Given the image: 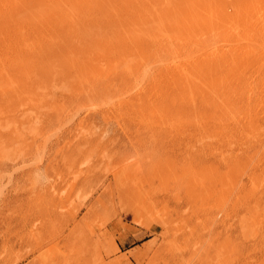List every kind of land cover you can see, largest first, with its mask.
Wrapping results in <instances>:
<instances>
[{"label": "rangeland", "instance_id": "obj_1", "mask_svg": "<svg viewBox=\"0 0 264 264\" xmlns=\"http://www.w3.org/2000/svg\"><path fill=\"white\" fill-rule=\"evenodd\" d=\"M29 2L0 0V264H264V0H122L123 28L66 1L52 29Z\"/></svg>", "mask_w": 264, "mask_h": 264}, {"label": "bare ground", "instance_id": "obj_2", "mask_svg": "<svg viewBox=\"0 0 264 264\" xmlns=\"http://www.w3.org/2000/svg\"><path fill=\"white\" fill-rule=\"evenodd\" d=\"M13 1V0H12ZM19 0H16V2H18ZM32 1V5H33V7H35V8H37V9H39V10H45L44 11V13L41 15V17L39 18V19H37L36 21H32V25H33V28H53V26H55V25H57V26H59V27H62L63 25L64 26H68L69 24H73V21H74V19H75V17H72V14H71V11H67V10H65L66 9V6L64 7V8H62V5L64 4V3H66V1H69L70 3L72 2V5L76 8V9H79L80 10V12H82V13H84V12H86V6L88 7L89 5L91 6L92 4V6H94V4H97V5H99L100 6V12L102 13H100L99 14V16L101 15V21L103 22V25L104 26H109V27H112L113 28V26H117L118 28H123L122 26H121V22L123 21V19H124V14L120 11V6H121V1L122 0H30V2ZM125 1H127V0H125ZM188 2V0H177V2H178V4H181L180 6H179V9L180 10H183L184 9V5H185V2ZM191 1H193V3L195 2V1H198V0H191ZM235 1V0H234ZM21 2V1H20ZM23 2V1H22ZM25 3H26V1H24ZM29 2V3H30ZM165 2V1H164ZM214 2V1H213ZM219 2V1H218ZM151 3V2H150ZM139 4V3H138ZM153 4V3H152ZM160 4V3H159ZM4 5H5V3H4ZM9 5H11V2H10V4ZM19 5V4H18ZM20 5H21V3H20ZM145 5V4H144ZM158 5V4H157ZM205 5V4H204ZM248 5H249V3H248ZM3 6V5H2ZM89 6V8L91 9V8H93L92 6L90 7ZM139 6V5H138ZM262 6H264V5H262ZM32 7V8H33ZM219 7V6H218ZM245 7V6H244ZM0 8H1V6H0ZM3 8H5V7H3ZM7 8V7H6ZM140 8H141V6H140ZM196 8H197V6H196ZM201 8H203V7H201ZM257 8V7H256ZM98 9V8H97ZM141 9H143V8H141ZM225 9V8H224ZM262 10H264V9H262ZM104 11V12H103ZM129 11V10H128ZM131 11H132V9H131ZM191 11H193V10H191ZM198 11H199V8H198ZM113 12V13H112ZM134 12V11H133ZM133 12H131V13H133ZM138 12H139V9H138ZM138 12H136V13H138ZM142 12V11H141ZM144 12V11H143ZM146 12V11H145ZM193 12H195V11H193ZM203 12V11H202ZM248 12H250V11H248ZM258 12V11H257ZM76 13H78V12H76ZM112 13V14H111ZM135 13V12H134ZM135 13V14H136ZM198 12H196V14H197ZM243 13V12H242ZM247 13V12H246ZM251 13V12H250ZM142 14V13H141ZM203 14V13H202ZM258 15H259V13H257ZM261 14V17H264V16H262V15H264V14H262V13H260ZM204 15V14H203ZM206 15V14H205ZM237 15V14H236ZM15 16V15H14ZM29 16V15H28ZM137 16H138V14H137ZM144 16V15H143ZM244 16V15H243ZM27 17V16H26ZM140 17H142V16H140ZM253 17V16H252ZM261 17H259V18H261ZM134 18V17H133ZM197 18V17H196ZM210 19V18H209ZM218 19V18H217ZM235 19V18H234ZM243 19L245 20V18L243 17ZM247 19V18H246ZM258 19V18H257ZM261 20H264V19H262L261 18ZM189 21V20H188ZM75 22V21H74ZM215 22V21H214ZM228 22V21H227ZM241 22V21H240ZM245 22V21H244ZM246 22H248L247 20H246ZM245 22V23H246ZM250 22V21H249ZM127 23H136V20H134V19H129V21H127ZM216 23H218V22H216ZM223 23V22H222ZM226 23V22H225ZM229 23V22H228ZM234 23V22H233ZM10 24V23H9ZM95 24V23H94ZM240 25H241V23H239ZM248 24V23H247ZM247 24H245L244 25V27L243 28H246L245 30H247V28L248 27H246V25ZM259 24V23H258ZM26 25V24H25ZM77 25V24H76ZM214 25H215V23H214ZM219 24H217V26H218ZM224 25V24H223ZM228 25V24H227ZM231 25V24H230ZM243 25V24H242ZM25 27V26H24ZM224 27V26H223ZM230 27V26H229ZM235 27H238V25H236ZM241 27V26H240ZM29 28V27H28ZM38 28V29H39ZM70 28V27H69ZM68 28V29H69ZM82 29H83V27H81ZM249 28H250V26H249ZM218 29V28H217ZM216 29V30H217ZM220 29H222V25L220 24ZM224 29V28H223ZM236 29V28H235ZM240 29V31H241V28H239ZM238 29V30H239ZM251 29V28H250ZM250 29H248V30H250ZM255 29V28H254ZM253 29V30H254ZM49 30V29H48ZM54 30V29H53ZM57 30V29H56ZM214 30V29H213ZM234 30V29H233ZM40 30H38L37 32H39ZM220 31V30H219ZM231 31V30H230ZM237 31V30H236ZM252 31V30H251ZM262 31V30H261ZM22 32V31H21ZM23 32H25V31H23ZM50 32V31H49ZM55 32V31H54ZM53 32V33H54ZM82 32V31H81ZM233 32V31H232ZM235 32V31H234ZM237 32H239V31H237ZM246 32V31H245ZM215 33H216V31H215ZM218 33V32H217ZM236 33V32H235ZM12 34V33H11ZM33 34H35V33H33ZM40 33H38L37 34V36L39 35ZM49 34V33H48ZM57 34V33H56ZM80 34V33H79ZM209 34V33H208ZM222 34V33H221ZM237 34H240V32L239 33H237ZM236 34V35H237ZM243 34V33H242ZM248 34V33H247ZM253 34H255V33H253ZM10 35V34H9ZM41 35V34H40ZM39 35V36H40ZM63 35V34H62ZM217 35V34H216ZM232 35V34H231ZM234 35V34H233ZM235 35V36H236ZM258 35V34H257ZM33 36V35H32ZM37 36H35V37H37ZM45 36H47V35H45ZM44 36V37H45ZM50 36V35H49ZM60 36V35H59ZM73 36V35H72ZM201 36H202V34H201ZM22 37V36H21ZM35 37H34V39H35ZM229 37V36H228ZM1 38V37H0ZM3 38V37H2ZM8 38V37H7ZM15 38V37H14ZM24 38H25V36H24ZM27 38V37H26ZM29 38V37H28ZM38 38V37H37ZM70 38V37H69ZM161 38V37H160ZM211 38V37H210ZM44 39V38H43ZM52 39V38H51ZM53 39H56L55 37L53 38ZM52 39V40H53ZM85 39V38H84ZM188 39V38H187ZM191 39V38H190ZM14 40V39H13ZM66 40V39H65ZM86 40V39H85ZM12 41V40H11ZM28 41H29V39H28ZM159 41V40H158ZM228 41V40H227ZM231 42L233 41H235V38H234V40L232 39V40H230ZM230 41H228L229 43H230ZM239 41V40H238ZM243 41H245V40H243ZM248 41V40H247ZM20 42H22V41H20ZM40 42H42V41H40ZM45 42V41H44ZM143 42V41H142ZM184 42H185V40H184ZM183 42V43H184ZM213 42V41H212ZM237 42V41H236ZM241 43H242V41H240ZM240 42H238V43H240ZM249 42H250V40H249ZM23 43H25V42H23ZM43 43V42H42ZM46 43V42H45ZM86 43H87V41H86ZM126 43H127V41H126ZM131 43V42H130ZM129 43V44H130ZM160 43H162V42H160ZM189 43V42H188ZM197 43V42H196ZM210 43V42H209ZM218 43V42H217ZM216 43V44H217ZM235 43V42H234ZM248 43V42H247ZM251 43L253 44V45H260L261 46V49L262 50H264V36H262V34H260L259 36H258V38H252L251 39ZM3 44V43H2ZM11 45H13L12 43H10ZM14 44H15V42H14ZM27 44V43H26ZM40 44V43H39ZM38 44V45H39ZM87 44H89V43H87ZM101 44H102V42H101ZM191 44V43H190ZM189 44V45H190ZM193 44V43H192ZM232 44V43H231ZM246 44V43H245ZM10 45V46H11ZM18 45H19V43H18ZM21 45V44H20ZM29 45V44H28ZM27 45V46H28ZM43 45V44H42ZM128 45V44H127ZM149 45V44H148ZM150 45H152L151 43H150ZM193 45H195V46H197V44H195V42H194V44ZM199 45V44H198ZM201 45H202V43H201ZM207 45V44H206ZM210 45H211V43H210ZM222 45V44H221ZM17 46V45H16ZM22 46V45H21ZM24 46H25V44H24ZM34 46V45H33ZM90 46H92V45H90ZM109 46V45H108ZM126 46V45H125ZM153 46V45H152ZM183 46V45H182ZM200 46V45H199ZM199 46H197V47H199ZM203 46H205V43H204V45ZM225 46V45H224ZM8 47V46H7ZM29 47V46H28ZM36 47V46H35ZM122 47V46H121ZM196 47V48H197ZM210 47H213V46H209V48ZM215 47V49H216V46H214ZM217 47H219V46H217ZM230 47V46H229ZM13 48H15V47H13ZM12 48V49H13ZM38 48V47H37ZM93 48L95 49V47L93 46ZM97 48V47H96ZM153 48V47H152ZM151 47L149 48V49H152ZM183 48V47H182ZM225 48V47H224ZM224 48H222V49H224ZM231 48V47H230ZM243 48H244V46H243ZM247 48V47H246ZM245 48V49H246ZM10 49V48H9ZM16 49V48H15ZM26 49H28V48H26ZM26 49H24V50H26ZM123 49H124V47H123ZM186 49V48H185ZM195 49V48H194ZM211 49V48H210ZM209 49V50H210ZM213 49V48H212ZM218 49V48H217ZM226 49V48H225ZM29 50H31V48L29 49ZM33 50H35V48L33 49ZM32 50V51H33ZM50 50H52V49H50ZM98 50V49H97ZM100 50V49H99ZM113 50V49H112ZM154 50V49H153ZM184 50V49H183ZM196 50V49H195ZM199 50H201V49H199ZM206 50H207V47H206ZM208 50V51H209ZM231 50V49H230ZM237 50V49H236ZM241 50H242V48H241ZM15 51V50H14ZM21 52L23 51V50H20ZM19 51V52H20ZM35 51H37V50H35ZM35 51L33 52V53H35ZM55 51V50H54ZM104 51V50H103ZM115 52H116V50H114ZM157 51H159V50H157ZM178 51V50H177ZM186 51H188V50H186ZM189 51H191V50H189ZM198 50H196V52H197ZM203 52L205 51V50H202ZM16 52V54H19V53H17V50L15 51ZM58 52V51H57ZM146 52H148V51H146ZM160 52V51H159ZM191 52H193V51H191ZM190 52V53H191ZM207 52V51H206ZM218 52V51H217ZM217 52H216V55H217ZM228 52V51H227ZM236 52V51H235ZM9 52H7V54H8ZM23 53V52H22ZM47 53V52H46ZM189 53V54H190ZM220 53V52H219ZM257 52H255V54H256ZM39 54V53H38ZM159 54V53H158ZM189 54H187V55H189ZM192 54H194V52L192 53ZM198 54H200L199 52H198ZM201 54H203V53H201ZM208 54V53H207ZM206 54V55H207ZM211 54V53H210ZM229 54V53H228ZM245 54V53H244ZM252 54V53H251ZM254 54V55H255ZM262 54H264V53H262ZM5 55V54H4ZM10 55H12V53L10 54ZM31 55V54H30ZM29 55V56H30ZM141 55V54H140ZM144 56L146 55V54H143ZM148 55V54H147ZM146 55V56H147ZM154 55H155V52H154ZM165 55V54H164ZM170 55V54H169ZM180 55V54H179ZM182 55V54H181ZM186 55V56H187ZM195 55V54H194ZM219 55V54H218ZM218 55H217V57H218ZM227 55V54H226ZM13 56V55H12ZM14 56H16V55H14ZM18 56V55H17ZM37 56V55H36ZM192 56V55H191ZM196 56V55H195ZM198 56H200V55H197L196 57H197V59H198ZM203 56V55H202ZM207 56H210V55H207ZM213 56V55H212ZM228 56V55H227ZM253 56V55H252ZM9 57H11V56H9ZM9 57H7L8 59H10ZM33 56H31V58H32ZM110 57H112V56H110ZM159 57V56H158ZM179 57V56H178ZM182 57H184V55L182 56ZM221 57V56H220ZM246 57V56H245ZM262 57H264V56H262ZM17 58V57H16ZM22 58H24V57H22ZM26 58V57H25ZM29 58V57H28ZM27 58V59H28ZM34 58H35V55H34ZM147 58V57H146ZM167 58V57H166ZM185 58V57H184ZM187 58H188V56H187ZM193 58H195L194 56L191 58L192 60H196V59H193ZM213 58H214V56H213ZM215 58H216V56H215ZM234 58V57H233ZM3 59H6V58H3ZM12 59V58H11ZM13 59H14V57H13ZM20 59H21V57H20ZM30 59V58H29ZM40 59V58H39ZM155 59H156V57H155ZM165 59V58H164ZM168 59V58H167ZM174 59H175V57H174ZM177 59V58H176ZM190 59V58H189ZM191 59H190V61H191ZM232 59V58H231ZM235 59H236V57H235ZM14 60H16V59H14ZM13 60V61H14ZM25 60V59H24ZM74 60H76V59H74ZM88 60V59H87ZM171 59H169V61H170ZM179 60V59H178ZM178 60L176 61L175 60V62H178ZM215 60H217V59H215ZM223 60V59H222ZM238 60V59H237ZM2 60H1V58H0V62H1ZM4 61V60H3ZM5 61H7V59L5 60ZM9 61H11V60H9ZM18 61H20V60H18ZM17 61V62H18ZM48 61V60H47ZM66 61V60H65ZM108 61V60H107ZM131 61V60H130ZM157 61V60H156ZM164 61V60H163ZM167 61V60H166ZM183 61V60H182ZM186 61V60H185ZM189 61V62H190ZM196 61H199V60H196ZM211 61V60H210ZM226 61V60H225ZM231 61V60H230ZM16 62V61H15ZM63 62H64V60H63ZM165 62V61H164ZM168 62V61H167ZM174 62V63H175ZM184 62V61H183ZM191 62H193V61H191ZM195 62V61H194ZM193 62V63H194ZM208 62V61H207ZM212 62V61H211ZM233 62V61H232ZM2 63V62H1ZM4 63V62H3ZM7 63V62H6ZM46 63V62H45ZM47 63H49V62H47ZM70 63V62H69ZM132 63H133V61H132ZM162 64H163V62H161ZM201 63V62H200ZM214 63H217V62H214ZM222 63H224L223 61H222ZM245 63H247L246 61H245ZM245 63H243V65L245 64ZM17 63H15V65H16ZM22 64H24L23 62H22ZM74 64V63H73ZM105 64V63H104ZM134 64V63H133ZM141 64H143L142 62H141ZM153 65H155L154 64V62L152 63ZM152 64H151V66H152ZM157 65L159 64V63H156ZM169 64H171V62H169ZM178 64V63H177ZM208 64V63H207ZM210 64V63H209ZM219 64V63H218ZM240 64V63H239ZM242 64V63H241ZM2 65H4V67H5V64H2ZM8 65H10L9 63H8ZM8 65H7V68H8ZM13 64H11V66H12ZM132 65V64H131ZM161 65V64H160ZM168 65V64H167ZM172 65V64H171ZM181 65V64H180ZM184 65V64H183ZM215 65V64H214ZM10 66V67H11ZM55 66V65H54ZM111 66H113V64L111 65ZM148 66V65H147ZM207 66V65H206ZM220 65H218V67H219ZM232 66V65H231ZM261 66H264V65H261ZM3 67V68H4ZM20 67V65H18V68ZM23 67V66H22ZM46 67H50V66H45V68ZM73 67H74V65H73ZM138 67H140V66H138ZM153 67V66H152ZM151 67V68H152ZM171 67V66H170ZM175 67V66H174ZM178 67V66H177ZM196 67V66H195ZM211 67V66H210ZM6 68V67H5ZM15 69H16V67H14ZM68 68V67H67ZM82 68H84V67H82ZM133 68H134V66H133ZM141 68V67H140ZM151 68H149L148 69V72L149 71H151ZM205 68H207V67H205ZM214 68H215V66H214ZM242 68V67H241ZM9 69V68H8ZM13 68H11V69H9V71L10 70H12ZM20 69V68H19ZM56 69V68H55ZM59 69V68H58ZM75 69V68H74ZM120 69H122V68H120ZM131 69V68H130ZM136 69V68H135ZM183 69V68H182ZM215 69H217V67L215 68ZM218 69H220V68H218ZM239 69V68H238ZM258 69H260V68H258ZM27 70V69H26ZM46 70H48V69H46ZM132 70V69H131ZM142 70V69H141ZM174 70V69H173ZM173 70H171V71H173ZM188 70V69H187ZM193 70V69H192ZM201 70V69H200ZM212 70H213V68H212ZM242 70V69H241ZM262 70V69H261ZM260 70V71H261ZM2 71V70H1ZM4 71V70H3ZM9 71H7V72H9ZM16 71L18 72L19 70L18 69H16ZM15 71V72H16ZM54 71V70H53ZM59 71V70H58ZM68 71V70H67ZM72 71H74V70H72ZM122 71V70H121ZM154 71V70H153ZM158 71V70H157ZM175 71V70H174ZM181 71V70H180ZM184 71H186V69L184 70ZM189 71V70H188ZM194 71H195V69H194ZM215 71V70H214ZM234 71V70H233ZM14 72V70H13V73H15ZM25 72V71H24ZM44 72V71H43ZM46 72V71H45ZM48 72H49V70H48ZM66 72V71H65ZM95 72V71H94ZM123 72V71H122ZM121 72V73H122ZM160 72V71H159ZM165 72H167V71H165ZM200 72V71H199ZM211 72V71H210ZM237 72H238V70H237ZM2 73H4V72H2ZM12 72H10V74H11ZM68 73H70V71L68 72ZM114 73V72H113ZM116 74H117V76H118V73H117V71L115 72ZM124 74H125V72H123ZM129 73H130V71H129ZM128 73V74H129ZM132 73V72H131ZM141 73V72H140ZM150 73V72H149ZM171 73V72H170ZM191 73V72H190ZM197 73V72H196ZM213 74H215V72H212ZM217 73V72H216ZM220 73V72H219ZM223 72H221V74H222ZM0 74H1V72H0ZM16 75H14V76H17L18 74L17 73H15ZM57 74H59V72L57 73ZM62 74V73H61ZM142 74V73H141ZM151 74V73H150ZM154 74V73H153ZM167 74V73H166ZM182 74V73H181ZM192 74H193V71H192ZM195 74V73H194ZM193 74V75H194ZM201 74H203V73H201ZM209 74V73H208ZM207 74V75H208ZM107 75V74H106ZM123 75V74H122ZM147 75V74H146ZM180 75V74H179ZM190 75V74H189ZM204 75V74H203ZM211 75V74H210ZM223 75V74H222ZM225 75V74H224ZM233 76L235 75L234 73L232 74ZM255 75H259V74H255ZM19 76H21V75H19ZM97 76H98V74H97ZM103 76V75H102ZM110 76V75H109ZM121 76V75H120ZM141 76V75H140ZM149 76V75H148ZM147 76V78H148V81H149V77ZM163 76V75H162ZM184 76H186V74L184 75ZM183 75H182V77H184ZM221 76V75H220ZM232 76V77H233ZM94 77H96V75L94 76ZM113 77H115V78H117L116 76H113ZM139 77V76H138ZM146 77V76H145ZM169 77V76H168ZM209 77V76H208ZM228 77V76H227ZM245 77V76H244ZM20 79H22L21 77H19ZM24 78H25V76H24ZM49 78V77H48ZM52 78V77H51ZM91 78V77H90ZM118 78H119V76H118ZM177 78V77H176ZM184 78H186V77H184ZM190 78V77H189ZM212 78H214V77H212ZM216 79L218 78V77H215ZM256 78V77H255ZM4 79L5 80H7L5 77H4ZM18 79V78H17ZM26 79V78H25ZM29 79V78H28ZM42 79V78H41ZM93 80H92V82H94V78H92ZM113 79L114 78H112V77H110V80H112V82H113ZM120 79H122L123 80V76H121V78ZM124 79H127V78H125V76H124ZM137 79V78H136ZM140 79H141V77H140ZM154 79H156V78H154ZM175 79V78H174ZM181 79V78H180ZM183 79V78H182ZM196 79V78H195ZM194 79V81H195V83L197 82L196 80ZM220 79V78H219ZM4 80V81H5ZM105 80H106V78H105ZM117 80V79H116ZM116 80H114V81H116ZM147 80V79H146ZM145 80V84H147L146 81ZM152 80V79H151ZM172 80H173V77H172ZM171 80V81H172ZM177 80V79H176ZM193 80V79H192ZM208 80V79H207ZM225 80V79H224ZM22 82H24L23 80H21ZM118 81V80H117ZM124 81V80H123ZM122 81V82H123ZM136 81V80H135ZM139 81V80H138ZM143 81V80H142ZM141 80H140V82H142ZM153 81V80H152ZM180 81V80H179ZM178 80L176 81V84H177V82H179ZM187 81H189V80H187ZM6 82V81H5ZM106 82V81H105ZM111 82V83H112ZM121 82V81H120ZM126 83H127V80L125 81ZM128 82H129V80H128ZM166 82H168V81H166ZM182 82H184V80L183 81H181V83ZM27 83V82H26ZM39 83H40V81H39ZM83 83H85V82H83ZM118 83V82H117ZM130 83V82H129ZM134 83V85L136 86V84H135V82H133ZM143 83H144V81H143ZM151 83V82H150ZM3 84H4V82H3ZM87 84V83H86ZM114 84V83H113ZM122 84H124V83H122ZM131 84V83H130ZM144 84V85H145ZM175 84V85H176ZM1 85V84H0ZM23 85H25V84H23ZM41 86H42V82H41V84H40ZM76 85V84H75ZM107 85H108V83H107ZM119 85H121V83L119 84ZM127 85H129V84H127ZM133 85V84H132ZM141 85V84H140ZM193 85V84H192ZM198 86H199V84H197ZM21 86H22V83H21ZM46 86V85H45ZM92 86V85H91ZM109 86V85H108ZM112 86H114V85H112ZM117 86V85H116ZM124 86V85H123ZM122 86V87H123ZM131 86V85H130ZM143 86V85H142ZM141 86V87H142ZM189 86V85H188ZM227 86V85H226ZM1 87H3V86H1ZM1 87H0V89H1ZM14 87V86H13ZM13 87H12V89H13ZM110 87V86H109ZM121 87V86H120ZM132 87V86H131ZM141 87L139 88V89H141ZM144 87V86H143ZM191 87V86H190ZM5 89H7L8 90V87L6 86V87H4ZM79 88H81V87H79ZM84 88V87H83ZM98 88V87H97ZM127 88V86L125 87V89ZM129 88V87H128ZM134 88V90H135V88L136 87H133ZM132 88V89H133ZM147 88H148V86H147ZM198 88V87H197ZM197 88H195V89H197ZM4 89V90H5ZM20 90L22 89L21 87L19 88ZM19 89H16L17 91L19 90ZM23 89H26V88H24L23 87ZM28 89V88H27ZM92 89H94V88H92ZM110 89H111V87H110ZM118 89H120V88H118ZM123 89V88H122ZM143 89V88H142ZM141 89V90H142ZM168 89H169V87H168ZM191 89V88H190ZM201 89V88H200ZM3 90V89H2ZM15 90V89H14ZM19 90V91H20ZM96 90V89H95ZM94 90V91H95ZM112 90V89H111ZM113 90H115L114 89V87H113ZM117 90V89H116ZM121 90V89H120ZM133 90V91H134ZM177 90V89H176ZM181 90V89H180ZM208 90V89H207ZM1 91V90H0ZM6 91V90H5ZM17 91H15V93L17 92ZM24 90H22V92H23ZM33 91V90H32ZM31 91V92H32ZM91 92V93H95V92ZM107 91V90H106ZM119 91V90H118ZM127 91V90H126ZM187 91V90H186ZM185 91V92H186ZM197 91V90H196ZM201 91V90H200ZM21 92V93H22ZM25 92V91H24ZM30 92V91H29ZM97 92H101L100 90L99 91H97ZM102 92H104V91H102ZM125 92V91H124ZM122 93V94H128V92L129 91H127V93ZM136 92V91H135ZM137 92H138V86H137ZM150 92H151V90H150ZM181 92V91H180ZM0 93H2V92H0ZM5 93H7V92H5ZM9 93H11V92H9ZM15 93H13L14 95H15ZM107 93V92H106ZM109 93V92H108ZM112 93H113V91H112ZM115 93H117V92H115ZM132 93V92H131ZM130 93V94H131ZM187 93V92H186ZM186 93H184V95L186 94ZM190 93V92H189ZM193 92H191V94H192ZM8 94V93H7ZM17 94V96H19L20 95V93H19V95H18V92L16 93ZM78 94V93H77ZM118 94V93H117ZM147 94V93H146ZM180 94V93H179ZM182 94V93H181ZM251 94V93H250ZM1 95V94H0ZM4 95V94H3ZM14 95H9V96H11L12 97V99H13V96ZM82 95V94H81ZM90 95V94H89ZM93 95V94H92ZM91 95V96H92ZM95 95V94H94ZM93 95V96H94ZM103 95V94H102ZM102 95H100L101 97H102ZM112 95V94H111ZM115 95V94H114ZM120 94H118V96H119ZM132 95H133V93H132ZM137 95H139V94H137ZM190 95V94H189ZM189 95H187V96H189ZM205 95V94H204ZM5 96H7L6 94H5ZM8 96V97H9ZM16 96V95H15ZM28 96V97H27ZM24 95V97H26L27 98V100L29 99V95ZM87 96V95H86ZM113 96V95H112ZM111 96V97H112ZM123 96V95H122ZM146 96V95H145ZM182 96V95H181ZM180 96V97H181ZM251 96V95H250ZM8 97H6V99L8 98ZM89 97V96H88ZM97 97H98V93H97ZM115 97V96H114ZM125 97H127V95L126 96H124V98ZM142 97L144 98V96L142 95ZM167 97V96H166ZM180 97H178V98H180ZM194 98L196 97V96H193ZM249 97V96H248ZM3 98H5V97H3ZM15 98H17V97H14V100L15 101H17ZM20 98H23V96L22 97H20ZM26 98H24V101H26ZM87 98V97H86ZM86 98H84V99H86ZM91 98V97H90ZM90 98H87L88 100L90 99ZM94 98V97H93ZM102 98H105V97H102ZM109 98H110V95H109ZM119 98H120V96H119ZM128 98L130 99L131 97H130V95H128ZM138 98H140V97H138ZM152 98V97H151ZM185 98H186V95H185ZM193 98V99H194ZM6 99H5V101H6ZM11 99V98H10ZM9 99V100H10ZM19 99V98H18ZM95 99V98H94ZM114 99V98H113ZM112 99V100H113ZM120 99H123V98H120ZM119 99V100H120ZM127 99V98H126ZM133 99V98H132ZM131 99V100H132ZM141 99V98H140ZM139 99V100H140ZM168 99V98H167ZM172 99V98H171ZM173 99H175V98H173ZM172 99V100H173ZM249 99V98H248ZM4 99H2V100H0V101H3ZM9 100H7V104L9 103ZM20 101H22L21 99H19ZM91 100H93L92 98H91ZM98 100V99H97ZM102 100V99H101ZM128 100V99H127ZM127 100H124V101H127ZM134 100H136V98L134 99ZM145 100L146 99H144V101L143 102H145ZM176 100H177V98H176ZM176 100H174L173 102H175V104H174V107L176 106ZM178 100H180V99H178ZM195 100V99H194ZM4 101V102H5ZM11 101H13V100H10V103H11ZM29 101V100H28ZM30 101H32V100H30ZM94 101V100H93ZM92 101V102H93ZM100 101V100H99ZM103 102H104V100H102ZM108 101V100H107ZM117 101V100H116ZM133 101V100H132ZM131 101V102H132ZM137 101H138V99H137ZM142 101V100H141ZM252 101V100H251ZM86 102V101H85ZM106 102V101H105ZM112 102V101H111ZM121 102V101H120ZM148 102H149V100H148ZM186 103V101L184 100L183 101V104L185 105V103ZM188 102V101H187ZM3 102H1V104H2ZM6 103V102H5ZM14 103V102H13ZM13 103H11V104H8L9 106L10 105H13ZM20 103H22L23 104V102H20ZM30 102H28L27 104H29ZM80 103H84V101H82V102H80ZM89 103V102H88ZM86 104V105H89V104ZM96 103H97V101H96ZM109 103V102H108ZM113 103V102H112ZM116 103V102H115ZM125 103H127V102H124V104ZM129 103V102H128ZM133 103H134V101H133ZM141 103V102H140ZM145 103H147V102H145ZM190 103H191V101H190ZM252 103V102H251ZM0 104V105H1ZM4 104V103H3ZM7 104H4V105H6L7 106ZM15 104V103H14ZM21 104V105H22ZM26 104V105H27ZM100 104H102L101 102H100ZM104 104V103H103ZM110 104V103H109ZM121 104V103H120ZM132 104V103H131ZM147 104H149V103H147ZM233 104V103H232ZM235 104V103H234ZM75 105V104H74ZM85 104H83V106H84ZM94 106H97V104L95 105V103L93 104ZM130 104H128L127 105V107L129 106ZM136 104H134V106H135ZM137 105H138V103H137ZM136 105V106H137ZM141 105V104H140ZM151 105H153V104H151ZM150 105V106H151ZM182 105V104H181ZM183 105V106H184ZM195 105V104H194ZM220 105V104H219ZM9 106H8V108H9ZM18 106H19V104H18ZM16 107L19 111L21 110V109H19V107ZM78 106V105H77ZM118 106V105H117ZM122 106V105H121ZM133 106V105H132ZM135 106V107H136ZM145 106V105H144ZM144 106H142V107H144ZM155 106V105H154ZM166 106H168V104L166 105ZM237 106V105H236ZM11 107V106H10ZM12 107H14V105L12 106ZM12 107H11V109H12ZM23 107V106H22ZM99 107V106H98ZM112 107V106H111ZM124 107H126L125 105H124ZM130 107V106H129ZM138 107H139V105H138ZM156 107V106H155ZM160 107V106H159ZM163 107H164V105H163ZM182 107V106H181ZM231 107V106H230ZM242 107V106H241ZM256 107V106H255ZM7 108V109H8ZM15 108V109H16ZM72 108H73V106H72ZM81 108V107H80ZM79 108V109H80ZM91 108V107H90ZM139 108H141V107H139ZM138 108V109H139ZM149 108V107H148ZM161 108V107H160ZM185 108V107H184ZM196 108H197V105H196ZM195 108V109H196ZM236 108V107H235ZM234 107L232 108V109H235ZM250 108V107H249ZM252 108V107H251ZM10 109V108H9ZM14 109V108H13ZM16 109V110H17ZM71 109V108H70ZM85 109V108H84ZM87 109H89V108H87ZM98 109V108H97ZM113 109V108H112ZM115 109H116V106H115ZM125 109V108H124ZM144 109H145V107H144ZM154 109H156V108H154ZM153 109V110H154ZM164 109H166V107H164ZM172 109V108H171ZM192 109H193V107H192ZM231 109V108H230ZM246 109V108H245ZM245 109H244V111H245ZM2 110V109H1ZM6 110V109H5ZM61 110H63V109H61ZM65 110V109H64ZM72 110V109H71ZM70 110V111H71ZM146 110V109H145ZM149 111H146V112H149V114H150V109H148ZM158 110V109H157ZM187 110V109H186ZM73 111V110H72ZM119 111V110H118ZM140 111V110H139ZM144 111V110H143ZM156 111V110H155ZM168 111H170V109L168 110ZM174 111H176V110H173V113H174ZM179 111H182V110H178V114L180 113ZM190 111V110H189ZM188 111V112H189ZM234 111V110H233ZM9 112H11L10 110H9ZM12 112H13V110H12ZM25 112V111H24ZM80 112V111H79ZM121 112V111H120ZM124 112H125V110H124ZM145 112V111H144ZM145 112V113H146ZM158 112H161V111H158ZM171 112V111H170ZM187 112V111H186ZM192 112V111H191ZM211 112V111H210ZM209 112V113H210ZM236 112H237V110H236ZM6 113H8V110L6 111ZM73 113V112H72ZM135 113V112H134ZM162 113H164L163 112V110H162ZM235 113V112H234ZM245 113H247L246 111H245ZM159 114H161V113H159ZM184 115H186L185 113H183ZM202 114V113H201ZM214 114V113H213ZM228 114V113H227ZM249 113H247V115H248ZM72 115V114H71ZM122 115V114H121ZM136 115V114H135ZM156 115H157V113H156ZM163 115H165V113L163 114ZM163 115H162V117H163ZM166 115H169V114H166ZM171 115H172V113H171ZM200 115V114H199ZM211 115H212V113H211ZM210 115V117H213V116H211ZM219 115V114H218ZM223 115V114H222ZM231 115V114H230ZM240 115V114H239ZM246 115V116H247ZM12 116V115H11ZM62 116V115H61ZM138 116H140V115H138ZM150 116H152V109H151V115ZM159 116H161V115H159ZM179 117L178 118H180L181 119V117H180V115H178ZM181 116H183L182 114H181ZM187 116V115H186ZM220 116H221V114H220ZM238 116V115H237ZM5 117V116H4ZM58 117H60V116H58ZM165 117H167V116H165ZM164 117V118H165ZM176 117V116H175ZM219 117V116H218ZM233 117V116H232ZM7 118H8V116H7ZM149 118V117H148ZM151 118L152 117H150L148 120H151ZM161 118V117H160ZM168 118V117H167ZM178 118H177V120H178ZM194 118H196L195 116H194ZM235 118H236V116H235ZM0 119H2V118H0ZM6 119V118H5ZM9 120H10V118H8ZM138 119H139V117H138ZM179 119V120H180ZM228 119H229V117H228ZM231 119V118H230ZM242 119V118H241ZM3 120H4V118H3ZM163 120V119H162ZM177 120H176V122H177ZM182 120V119H181ZM192 120V119H191ZM141 121H142V119H141ZM145 121V120H144ZM144 121L142 122V123H144ZM147 121V120H146ZM152 121V120H151ZM159 121H161V120H159ZM173 121V120H172ZM184 121V120H183ZM185 121H187V120H185ZM184 121V122H185ZM199 121H201V120H199ZM198 121V122H199ZM225 121V120H224ZM226 121H227V119H226ZM149 122V121H148ZM148 122H145L144 124H147V125H149L148 124ZM154 122H155V120H154ZM162 122V121H161ZM161 122H158V125H159V123H161ZM164 122V121H163ZM181 122V121H180ZM179 122V123H180ZM188 122H189V120H188ZM187 122V123H188ZM196 122V121H195ZM209 122V121H208ZM217 122V121H216ZM220 122V121H219ZM223 122V121H222ZM152 123V122H151ZM166 123V122H165ZM165 123H163V124H165ZM178 123V122H177ZM191 123H192V121H191ZM191 123L189 124V125H191ZM246 123V122H245ZM153 124V123H152ZM155 124V126H156V123H154ZM184 124V123H183ZM182 124V125H183ZM212 124V123H211ZM169 125H171V124H169ZM181 125V124H180ZM249 126H250V124H248ZM154 126V127H155ZM161 126V125H160ZM167 126V125H166ZM165 126V127H166ZM210 126V125H209ZM153 127V126H152ZM171 127V126H170ZM169 127V128H170ZM184 127V126H183ZM207 127V126H206ZM237 129V128H236ZM241 129V128H240ZM25 130V129H24ZM201 131V130H200ZM206 131V130H205ZM204 131V132H205ZM223 131V130H222ZM227 131V130H226ZM224 132V131H223ZM224 133H226V132H224ZM248 133V132H247ZM250 133H251V129H250ZM249 133V134H250ZM227 134V133H226ZM210 135V134H209ZM216 135H218V134H216ZM223 135V134H222ZM221 136V135H220ZM233 136V135H232ZM216 138V137H215ZM214 138V139H215ZM242 140V139H241ZM223 143V142H222ZM246 143V142H245ZM223 145V144H222ZM246 172V171H245ZM251 181V180H250ZM241 182V181H240ZM238 186H239V184H238ZM236 191V190H235ZM234 193V192H233ZM230 198V197H229Z\"/></svg>", "mask_w": 264, "mask_h": 264}]
</instances>
